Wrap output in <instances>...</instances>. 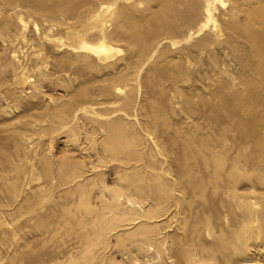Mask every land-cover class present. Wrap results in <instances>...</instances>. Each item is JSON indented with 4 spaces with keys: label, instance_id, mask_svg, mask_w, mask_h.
<instances>
[{
    "label": "rangeland",
    "instance_id": "1",
    "mask_svg": "<svg viewBox=\"0 0 264 264\" xmlns=\"http://www.w3.org/2000/svg\"><path fill=\"white\" fill-rule=\"evenodd\" d=\"M0 264H264V0H0Z\"/></svg>",
    "mask_w": 264,
    "mask_h": 264
},
{
    "label": "bare ground",
    "instance_id": "2",
    "mask_svg": "<svg viewBox=\"0 0 264 264\" xmlns=\"http://www.w3.org/2000/svg\"><path fill=\"white\" fill-rule=\"evenodd\" d=\"M89 49L98 54H104L106 55V57H108L110 52L112 51V46L104 40V41H100L94 46H89Z\"/></svg>",
    "mask_w": 264,
    "mask_h": 264
}]
</instances>
